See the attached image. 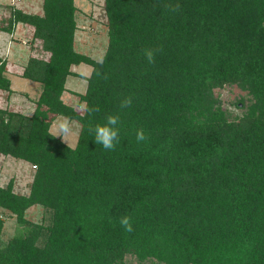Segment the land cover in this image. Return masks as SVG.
I'll use <instances>...</instances> for the list:
<instances>
[{
  "label": "trees",
  "instance_id": "trees-1",
  "mask_svg": "<svg viewBox=\"0 0 264 264\" xmlns=\"http://www.w3.org/2000/svg\"><path fill=\"white\" fill-rule=\"evenodd\" d=\"M164 2L104 0L107 81L74 47V0H42L41 13L9 6L0 18V31L27 28L49 53L20 74L40 85L32 111L0 106V153L35 166L27 192L0 185V209L20 225L3 240L0 215V264H264V0H178V13ZM145 48L161 49L154 64ZM83 63L86 89L66 102ZM6 64L0 91L11 92ZM226 87L248 99L225 101ZM125 96L133 105L121 112ZM85 101L100 112L76 111ZM116 114L120 141L107 151L88 129ZM57 117L78 123L73 144L49 135ZM35 204L37 222L25 217Z\"/></svg>",
  "mask_w": 264,
  "mask_h": 264
},
{
  "label": "rangeland",
  "instance_id": "rangeland-1",
  "mask_svg": "<svg viewBox=\"0 0 264 264\" xmlns=\"http://www.w3.org/2000/svg\"><path fill=\"white\" fill-rule=\"evenodd\" d=\"M77 6V29L75 32L74 47L77 51L95 58L98 54L104 53L107 45V17L104 8V0H74ZM42 0H0V18H3L7 13L9 6L17 7L25 12H41ZM8 7V8H7ZM22 29V28H21ZM15 30L12 33L0 31V51L6 50L11 45L14 49V54L6 56L10 79L13 87L16 90L15 94H19L17 98L11 96V92L0 91V106L4 107L12 105L16 110H21L30 113L34 107V100L40 92V85L31 80L23 78L20 74L22 68L30 56L35 54L39 58H47L49 53L43 51L40 47V41L31 38V32L27 28ZM18 50V51H16ZM11 51V50H10ZM2 52V51H1ZM4 52V51H3ZM1 61V60H0ZM7 66V64H6ZM75 72H79V76H68L65 83V92L63 100L77 104L78 93L81 94L86 89L85 77L89 75L91 67L87 64H80L73 67ZM219 93L225 101L234 102L239 97L248 99V95L235 87H226L220 90ZM27 95L31 97H27ZM26 96V97H25ZM9 98V99H8ZM230 104H228L229 106ZM230 107V106H229ZM233 112H239L238 108L230 107ZM57 117L52 124L58 119ZM51 124V125H52ZM75 135L70 137L68 143L73 144L79 132L78 123L72 121ZM29 162L17 159L12 156H6L0 153V185L13 179L14 190L19 193L27 192V187L34 173V168ZM0 215L3 218L2 238L6 240L10 238L20 225L16 222L15 216L11 215L6 210L0 209ZM45 215L43 207L35 204L25 212V217L33 222L41 221ZM125 264H156L152 261L138 262L134 257L126 255Z\"/></svg>",
  "mask_w": 264,
  "mask_h": 264
},
{
  "label": "clouds",
  "instance_id": "clouds-1",
  "mask_svg": "<svg viewBox=\"0 0 264 264\" xmlns=\"http://www.w3.org/2000/svg\"><path fill=\"white\" fill-rule=\"evenodd\" d=\"M163 7L166 11L170 13H178L181 9V5L178 2L173 3L172 0H165ZM161 51L160 48H145L143 50V56L148 64H154L157 54ZM106 59V53H100L94 58L95 68L93 72L95 76L107 81L109 79L107 73H103L101 69L103 68ZM92 73H89V76ZM133 96H125L119 99L118 108L121 112L129 109L133 105ZM76 111L80 113H86L89 116H93L100 112L99 106H89L88 103L82 102L78 105ZM120 125L121 119L120 115H108L105 117V122L103 124H96L94 127H89L88 131L93 136L96 145H100L104 150L113 151L116 149L117 144L120 141ZM49 135L54 138H60L68 144L70 137L75 135L73 124L70 118L63 117L55 121L50 129ZM148 139L143 129H139L136 132V140L138 143L144 142ZM121 227L126 232L133 231V225L131 217L123 216L119 221Z\"/></svg>",
  "mask_w": 264,
  "mask_h": 264
},
{
  "label": "crops",
  "instance_id": "crops-1",
  "mask_svg": "<svg viewBox=\"0 0 264 264\" xmlns=\"http://www.w3.org/2000/svg\"><path fill=\"white\" fill-rule=\"evenodd\" d=\"M35 13H41V12H35ZM23 30L21 29V31L20 32H22ZM11 50V51H10ZM2 51V52H1ZM0 51V60H2V59H5L6 58V56H8V55H11L12 53L14 54V49H13V47L10 45L9 47H8V45H7V48H6V50H1ZM4 51V52H3ZM16 51H18V50H16ZM31 55H33V54H30V56ZM9 67H8V62H7V66H6V74H7V76L10 78V74H13V73H10L9 72V69H8ZM11 80V79H10ZM11 90L13 91V92H11V96L9 97V98H11V100H13L12 99V97L14 96L15 98H17V96L19 95V94H15V92H16V90L14 89V87H13V84H12V81H11ZM15 91V92H14ZM8 98V99H9ZM9 106H12V105H9ZM14 109V108H13Z\"/></svg>",
  "mask_w": 264,
  "mask_h": 264
}]
</instances>
